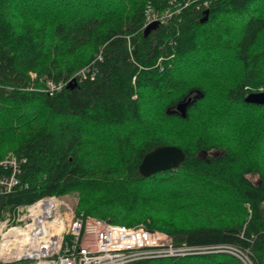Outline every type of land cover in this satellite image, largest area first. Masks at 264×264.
I'll list each match as a JSON object with an SVG mask.
<instances>
[{
  "label": "trees",
  "instance_id": "1",
  "mask_svg": "<svg viewBox=\"0 0 264 264\" xmlns=\"http://www.w3.org/2000/svg\"><path fill=\"white\" fill-rule=\"evenodd\" d=\"M262 91L264 0H0V159L23 160L0 219L75 191L78 216L191 248L128 264H264ZM159 145L183 160L141 176Z\"/></svg>",
  "mask_w": 264,
  "mask_h": 264
},
{
  "label": "built area",
  "instance_id": "2",
  "mask_svg": "<svg viewBox=\"0 0 264 264\" xmlns=\"http://www.w3.org/2000/svg\"><path fill=\"white\" fill-rule=\"evenodd\" d=\"M153 20L155 17L149 14L145 24ZM62 85L48 80L43 90L51 95ZM21 161L11 153L0 159V166L9 170L0 174L1 192H8L16 183L14 175ZM13 231H20L25 239L16 240ZM190 250L174 246L167 233L145 229L141 224L126 227L78 216L55 195L6 210L0 219L2 264H128L138 259L183 255Z\"/></svg>",
  "mask_w": 264,
  "mask_h": 264
},
{
  "label": "water",
  "instance_id": "3",
  "mask_svg": "<svg viewBox=\"0 0 264 264\" xmlns=\"http://www.w3.org/2000/svg\"><path fill=\"white\" fill-rule=\"evenodd\" d=\"M201 14L202 17L199 21L204 22L207 18V9H204ZM153 24L154 22L149 23L148 26L145 27L144 32ZM71 83L72 81L69 80L67 87ZM188 100L189 98L176 104V111L181 117H184V108ZM243 100L248 103L264 104V92L248 93L244 96ZM183 158L184 153L178 146L159 145L144 153L137 166V170L141 176H148L158 171L176 168Z\"/></svg>",
  "mask_w": 264,
  "mask_h": 264
},
{
  "label": "rangeland",
  "instance_id": "4",
  "mask_svg": "<svg viewBox=\"0 0 264 264\" xmlns=\"http://www.w3.org/2000/svg\"><path fill=\"white\" fill-rule=\"evenodd\" d=\"M152 22V21H151ZM151 22H149V23H151ZM234 23V22H233ZM232 23V24H233ZM179 63V62H178ZM227 64H225V65H221L220 67H219V69L220 68H222V66H226ZM181 68H184L183 66H182V64L181 65H177L176 67H175V70H177V71H179V69H181ZM188 68V67H187ZM186 68V69H187ZM190 70V69H189ZM188 70V71H189ZM79 73H81V70H79V71H76L75 73H74V75H77V74H79ZM179 73V72H178ZM34 74V73H33ZM142 99H143V103H144V108H146V109H149V107L151 108V109H153V105H154V103L156 104L157 102L156 101H154V99L152 98V96H150L149 94H143L142 95ZM208 101H209V99H207ZM204 104H211V102H206V103H204ZM263 116H260L261 118H264V114H262ZM259 118V117H258ZM171 131L173 130L172 128L170 129ZM261 152L262 153H264V148H261ZM248 177L250 178V179H252V180H254L255 178H256V176L255 175H248ZM144 190V189H143ZM158 190V189H157ZM77 192H75V191H72V192H69V193H66V194H64V195H61L60 197L74 210V207H75V205H76V202H77ZM75 213V212H74ZM87 217H91V216H87ZM92 218V217H91ZM93 218H95V217H93Z\"/></svg>",
  "mask_w": 264,
  "mask_h": 264
},
{
  "label": "bare ground",
  "instance_id": "5",
  "mask_svg": "<svg viewBox=\"0 0 264 264\" xmlns=\"http://www.w3.org/2000/svg\"><path fill=\"white\" fill-rule=\"evenodd\" d=\"M13 232L15 233V235H16V237H17L16 240L21 241V239H22V240L25 239V238H22V233H21L20 231H13ZM42 235H44V233H43ZM37 240H38V239H37Z\"/></svg>",
  "mask_w": 264,
  "mask_h": 264
}]
</instances>
